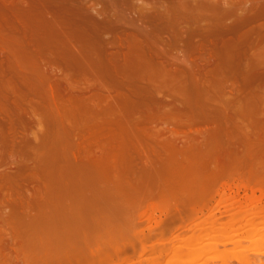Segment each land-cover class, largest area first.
Here are the masks:
<instances>
[{"label":"bare ground","instance_id":"obj_1","mask_svg":"<svg viewBox=\"0 0 264 264\" xmlns=\"http://www.w3.org/2000/svg\"><path fill=\"white\" fill-rule=\"evenodd\" d=\"M119 1L0 0V264H199L264 233V0Z\"/></svg>","mask_w":264,"mask_h":264},{"label":"rangeland","instance_id":"obj_2","mask_svg":"<svg viewBox=\"0 0 264 264\" xmlns=\"http://www.w3.org/2000/svg\"><path fill=\"white\" fill-rule=\"evenodd\" d=\"M112 2V3H111ZM113 4V5H112ZM116 4V5H115ZM115 5V7H112V6H114ZM249 5V4H248ZM106 6H109V11L110 12H112V11H115V10H117V11H115V12H117V13H119L120 11L122 12H124L125 10L126 11H128V12H126L127 14V17L129 16V13H130V18L131 17H135V12H134V10L132 11H130V7L129 6H127V5H122L121 3H120V1L119 0H109V4H107V3H105V4H103V7H106ZM118 6V7H117ZM115 8V10H113ZM123 8H125L124 10H123ZM124 12V13H125ZM133 17V18H134ZM129 18V17H128ZM129 18V19H130ZM235 21L234 19L233 20H230V24L232 25V24H234L233 22ZM228 24H229V22H228ZM6 162H8V163H6ZM1 165H0V172H2V173H4V171H6V172H8V171H14V169L12 168L11 169V162L10 161H5V163H0ZM10 167V168H9ZM13 167V166H12ZM9 168V169H8ZM15 172V171H14ZM230 191V192H229ZM236 189H234V190H227V194L229 195V194H231V195H235V193H236ZM249 195H251V192H249L248 193ZM240 196V199H241V202H242V204H243V206L244 205H246V203L244 204V201H245V191H241L240 192V194H239ZM256 196L257 197H259L260 196V193H256ZM217 199H219V198H217ZM264 203V202H263ZM215 205H216V203L215 202H213L210 206H209V208H208V210H205L204 211V215L202 214H200L199 215V217H202L203 219L205 218V217H207V216H209V214H210V212L215 208ZM261 206V205H260ZM263 206H264V204H263ZM236 209H238V208H236ZM225 211V208H222L221 209V212H224ZM159 215V214H158ZM223 218H222V217ZM240 218H242V216H239ZM216 218H220V220L222 221V222H226V221H229L230 220V218L228 217V216H226V215H223V214H221V213H217L216 214ZM228 218H229V220H228ZM260 220H262V218H257L255 221H260ZM171 221V220H170ZM185 222L186 223V225L188 224V223H190V221H188V220H180V222L178 223V226L177 227H179V229L177 230V231H180V232H176V235H178L179 233H180V235H182V233H181V231L183 230V228H182V223L181 222ZM166 222V221H165ZM170 223V224H169ZM181 223V224H180ZM185 223L183 224V227H185ZM166 224V223H165ZM144 225H146V223L144 224ZM190 225H191V223H190ZM243 225V224H242ZM167 227H171L172 226V223L171 222H169V220H168V222H167V225H166ZM192 226V225H191ZM190 226V227H191ZM263 226L264 225H262V224H259V226L257 225L256 227H254L253 229H255V230H257L258 228H263ZM181 227V228H180ZM188 227H189V225H188ZM258 227V228H257ZM249 228L250 227H247L246 225H245V223H244V225H243V227L240 229V230H229V229H227V230H225L224 232L225 233H227V235H229V236H231V237H234L236 234H238L239 235V237L240 238H246V237H249V236H251V240H253L252 242H249L247 239H243L242 240V242L239 244V245H237V246H234V245H227V246H224V245H218L217 246V252L214 250L213 251V249H211V247H203V245H205V244H203V245H201V247H203V250L201 249V250H199V254H198V256L195 258V259H190V258H188V257H185V259H184V261L185 262H194V261H198V263L199 264H206V262H208L207 264H222V262H220L219 260L218 261H212V263H211V259H213V260H215L214 258H212L213 256L215 257V256H218L219 254H225V255H229L230 256V252L232 251V250H234V251H236V250H238V249H242V248H244V247H247L250 251L245 255L246 256V258H247V260H248V262L249 263H247V264H264V253L262 254V253H258L259 252V249L261 250L260 252H264V233H260V235H259V232L261 231H259V229L257 230V232L255 231L254 233H252L255 237L253 238V236L252 235H248V231H249ZM185 231V230H184ZM209 232H211V231H209ZM209 232L208 231H206L205 232V234L204 235H208L209 234ZM253 232V231H252ZM192 235H194V230H190V231H188V232H186L185 231V233H184V235H182V236H185V237H190V236H192ZM57 240H60V239H57ZM154 240V238L152 239V241ZM55 241H56V239H55ZM58 242V241H57ZM155 242V241H154ZM153 242V243H154ZM187 243V242H186ZM149 245V244H148ZM159 246V245H158ZM167 248H170V244L168 243L167 245ZM165 247V246H164ZM188 247H190V246H188ZM159 248H161V249H163V246L162 247H159ZM254 248V249H253ZM164 249H166V248H164ZM205 249V250H204ZM210 249H211V252H210ZM253 249V250H252ZM184 252H187V250L185 249V250H183ZM230 251V252H229ZM254 251V252H253ZM213 252V253H212ZM219 252H221V253H219ZM227 254H226V253ZM228 252H229V254H228ZM251 252H253V253H251ZM257 252V253H256ZM203 253H205V254H203ZM212 253V254H211ZM216 255H215V254ZM201 254H203V255H201ZM209 254H210V256H209ZM130 255L132 256V262H136V261H138V260H144V259H146V258H144V257H146V255L145 256H143L142 258H139L138 256L136 257V256H133L134 254L132 253V251L130 252ZM206 255V256H205ZM150 256L151 257H156L157 256V254H155V255H150V254H147V258H150ZM133 257H135V258H133ZM208 257V258H207ZM211 257V258H210ZM207 259H210V260H207ZM217 259V258H216ZM146 261H144V263H145ZM163 264H166V262H162ZM233 264H244V263H240V262H237V261H235V262H232ZM231 263V264H232ZM146 264V263H145ZM179 264H182V262H180Z\"/></svg>","mask_w":264,"mask_h":264}]
</instances>
